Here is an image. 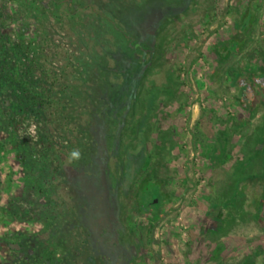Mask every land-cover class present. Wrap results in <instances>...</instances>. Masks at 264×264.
<instances>
[{
    "label": "rangeland",
    "instance_id": "374dc122",
    "mask_svg": "<svg viewBox=\"0 0 264 264\" xmlns=\"http://www.w3.org/2000/svg\"><path fill=\"white\" fill-rule=\"evenodd\" d=\"M263 71L264 0H0V264H264Z\"/></svg>",
    "mask_w": 264,
    "mask_h": 264
},
{
    "label": "trees",
    "instance_id": "16d2710c",
    "mask_svg": "<svg viewBox=\"0 0 264 264\" xmlns=\"http://www.w3.org/2000/svg\"><path fill=\"white\" fill-rule=\"evenodd\" d=\"M31 98H32V103H33L30 109L31 114L41 113V110L44 107L43 105L40 104L41 101L43 100V96H41L37 92L33 96H31ZM131 175H132V172H131ZM102 198L104 199V204H101ZM95 199H97L96 200L97 202L95 201V204H99L100 207L96 209L95 211H93L94 208L91 209V214L93 213L91 216L92 223L93 224L95 223V230L97 233H99L98 236L104 239L105 238L104 232L106 230V227L111 226L113 228L117 226V222H118V216H117V211H116L117 209L114 207V205H111L110 192L107 190L102 191L101 194L97 195V198ZM113 236L114 237L118 236V233L116 232L113 233ZM113 241H115V239H113Z\"/></svg>",
    "mask_w": 264,
    "mask_h": 264
},
{
    "label": "flooded vegetation",
    "instance_id": "af4514ba",
    "mask_svg": "<svg viewBox=\"0 0 264 264\" xmlns=\"http://www.w3.org/2000/svg\"><path fill=\"white\" fill-rule=\"evenodd\" d=\"M246 18L243 22V30H246L248 27H246L247 20H251L250 14H246ZM235 47V44L231 45V50H233ZM260 81V86L257 90L254 92V98L257 99L259 95L263 94L264 92V71L260 72L258 74H255L254 77L251 79V81ZM163 200V193L161 191V185L158 181L150 180L146 182L143 189L141 190L140 196H139V205L141 209L149 210V211H156L159 208V205L161 204ZM251 264V263H248Z\"/></svg>",
    "mask_w": 264,
    "mask_h": 264
},
{
    "label": "clouds",
    "instance_id": "9594fccd",
    "mask_svg": "<svg viewBox=\"0 0 264 264\" xmlns=\"http://www.w3.org/2000/svg\"><path fill=\"white\" fill-rule=\"evenodd\" d=\"M72 155H73L74 157H78L79 153L74 152Z\"/></svg>",
    "mask_w": 264,
    "mask_h": 264
}]
</instances>
